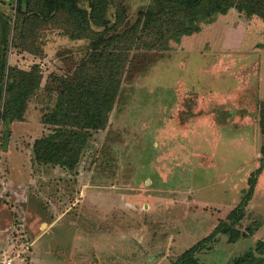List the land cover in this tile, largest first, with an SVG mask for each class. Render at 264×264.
Returning <instances> with one entry per match:
<instances>
[{"label":"rangeland","instance_id":"374dc122","mask_svg":"<svg viewBox=\"0 0 264 264\" xmlns=\"http://www.w3.org/2000/svg\"><path fill=\"white\" fill-rule=\"evenodd\" d=\"M118 5L119 31L136 24L138 11L160 10L155 0H111L110 22ZM0 12L10 24L0 110L10 65L38 63L41 73L21 117L8 124L0 117V264L6 256L13 264H173L222 222L246 234L229 241L216 233L194 254L201 264L259 255L264 166L241 217L230 215L261 155L264 17L229 7L200 17L192 31L158 36L147 27L143 38L158 41L149 48L139 39L125 52L108 121L85 137L70 169L37 162L33 145L50 133L42 113L57 92L48 78L72 72L89 40L45 24L22 50L15 0H0Z\"/></svg>","mask_w":264,"mask_h":264},{"label":"trees","instance_id":"16d2710c","mask_svg":"<svg viewBox=\"0 0 264 264\" xmlns=\"http://www.w3.org/2000/svg\"><path fill=\"white\" fill-rule=\"evenodd\" d=\"M155 1L160 5V10L138 11L136 24L119 31L124 8L118 5L115 19L110 22L107 13L111 0H85V5L82 0H15L13 34L22 50L28 49L27 43L35 35L37 28L45 24L57 25L71 37L88 38L90 43L88 52L72 72L48 78L49 86L57 94L52 108L42 113V123L50 133L42 134L34 142L33 152L37 162L59 164L70 169L77 165L86 148L85 137L91 131L104 128L108 121L129 57L125 52H128L131 45L137 47L139 39H144L149 48L158 41V38L154 41L143 38L147 27H150L148 32L154 30L158 36L164 31L173 34L192 31L191 27H197L195 24L200 17L215 11H226L229 7L244 9L247 14L264 17V0ZM165 19L170 21L167 25H162V20ZM9 26L8 18L0 12V82L5 73L4 56L8 48ZM260 46L264 47V42ZM39 79L41 73L38 63H33L29 69L14 65L8 67L0 110V117L4 122L8 124L21 117L29 95L39 88ZM1 98L0 94V100ZM257 124L263 137L259 148V165L248 176L247 191L240 204L231 212V220L241 217V210L252 195L257 176L264 166V99L258 104ZM220 231L229 234V241L246 234L234 230L230 222H222L186 248L173 264H201L194 255L195 252L202 248L203 242L209 241ZM256 250L259 255L247 250L235 257L231 264H264V239L257 240Z\"/></svg>","mask_w":264,"mask_h":264},{"label":"built area","instance_id":"2783aa9c","mask_svg":"<svg viewBox=\"0 0 264 264\" xmlns=\"http://www.w3.org/2000/svg\"><path fill=\"white\" fill-rule=\"evenodd\" d=\"M1 263H2V264H13V262H12V258L6 256V257H4V258L1 260Z\"/></svg>","mask_w":264,"mask_h":264}]
</instances>
